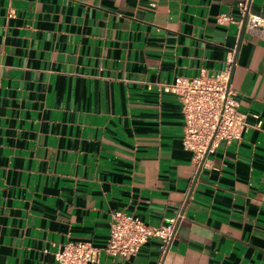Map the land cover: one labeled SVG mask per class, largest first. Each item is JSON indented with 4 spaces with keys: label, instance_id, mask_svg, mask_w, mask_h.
Instances as JSON below:
<instances>
[{
    "label": "crops",
    "instance_id": "crops-1",
    "mask_svg": "<svg viewBox=\"0 0 264 264\" xmlns=\"http://www.w3.org/2000/svg\"><path fill=\"white\" fill-rule=\"evenodd\" d=\"M248 14L264 0H0V264L103 248L116 212L182 217L166 253L153 239L91 264H264V36ZM228 59L262 127L197 168L182 105L158 84Z\"/></svg>",
    "mask_w": 264,
    "mask_h": 264
},
{
    "label": "built area",
    "instance_id": "built-area-1",
    "mask_svg": "<svg viewBox=\"0 0 264 264\" xmlns=\"http://www.w3.org/2000/svg\"><path fill=\"white\" fill-rule=\"evenodd\" d=\"M245 11L246 6L241 4ZM224 18V17H223ZM232 21L231 18H224ZM247 28L264 36V17L248 14ZM234 61L228 59L222 71L209 74L203 71L192 78L178 77L170 83H160V91L175 95L182 105L184 117V147L193 153L197 168L207 156L215 153L220 142L241 141L251 129H261L262 122H249L231 88ZM181 214L168 220L167 225H147L139 217L124 212L112 216L110 236L105 247L97 248L90 242L72 240L61 245L54 254L55 264H91L102 253L131 258L153 239L163 243L164 253L176 236Z\"/></svg>",
    "mask_w": 264,
    "mask_h": 264
},
{
    "label": "water",
    "instance_id": "water-1",
    "mask_svg": "<svg viewBox=\"0 0 264 264\" xmlns=\"http://www.w3.org/2000/svg\"><path fill=\"white\" fill-rule=\"evenodd\" d=\"M247 17H248V15H247ZM247 17H246V20H245V22H244V25L246 24V22H247Z\"/></svg>",
    "mask_w": 264,
    "mask_h": 264
}]
</instances>
